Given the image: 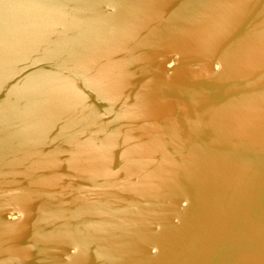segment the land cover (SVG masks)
<instances>
[{"label": "water", "instance_id": "1", "mask_svg": "<svg viewBox=\"0 0 264 264\" xmlns=\"http://www.w3.org/2000/svg\"><path fill=\"white\" fill-rule=\"evenodd\" d=\"M0 264H264V0H0Z\"/></svg>", "mask_w": 264, "mask_h": 264}]
</instances>
